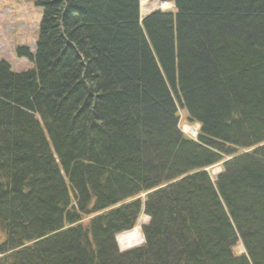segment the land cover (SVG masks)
Wrapping results in <instances>:
<instances>
[{
  "label": "trees",
  "instance_id": "trees-1",
  "mask_svg": "<svg viewBox=\"0 0 264 264\" xmlns=\"http://www.w3.org/2000/svg\"><path fill=\"white\" fill-rule=\"evenodd\" d=\"M164 1H36L32 67L0 60V264H264V0Z\"/></svg>",
  "mask_w": 264,
  "mask_h": 264
},
{
  "label": "rangeland",
  "instance_id": "rangeland-1",
  "mask_svg": "<svg viewBox=\"0 0 264 264\" xmlns=\"http://www.w3.org/2000/svg\"><path fill=\"white\" fill-rule=\"evenodd\" d=\"M36 1L37 0H0V60L7 62L11 70L15 72H21L32 67V63L25 57H19L16 51L18 48H26L32 53L34 51L42 15L41 8L36 4ZM149 3L150 4L141 11L140 0V14L142 17L154 10H168L169 8V4L161 6L160 0H150ZM179 125L180 130L186 135L197 134L196 130H198V125L185 123L182 114H180ZM215 167L210 169L211 174L214 173ZM147 222L148 216L141 213L138 216L134 228H137V230L141 232V225ZM116 240L120 250H126L143 243V241H141L138 244L125 246L122 240ZM235 250L238 253L243 252L242 245L238 244Z\"/></svg>",
  "mask_w": 264,
  "mask_h": 264
},
{
  "label": "bare ground",
  "instance_id": "bare-ground-1",
  "mask_svg": "<svg viewBox=\"0 0 264 264\" xmlns=\"http://www.w3.org/2000/svg\"><path fill=\"white\" fill-rule=\"evenodd\" d=\"M149 2L150 0H141V11H143L150 4ZM160 4L161 6H164V4L166 5L165 2H161ZM116 239H118L119 241L122 240V243L125 246H131L143 241V235L139 230H137V228H134L128 230L127 232L119 233L118 235H116Z\"/></svg>",
  "mask_w": 264,
  "mask_h": 264
},
{
  "label": "water",
  "instance_id": "water-1",
  "mask_svg": "<svg viewBox=\"0 0 264 264\" xmlns=\"http://www.w3.org/2000/svg\"><path fill=\"white\" fill-rule=\"evenodd\" d=\"M221 171V167H215V169H214V173L216 174V173H219Z\"/></svg>",
  "mask_w": 264,
  "mask_h": 264
}]
</instances>
